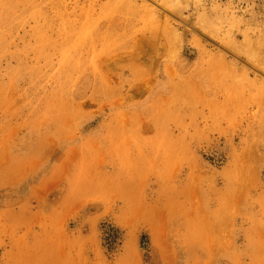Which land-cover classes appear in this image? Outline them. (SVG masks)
Instances as JSON below:
<instances>
[{"label":"rangeland","instance_id":"rangeland-1","mask_svg":"<svg viewBox=\"0 0 264 264\" xmlns=\"http://www.w3.org/2000/svg\"><path fill=\"white\" fill-rule=\"evenodd\" d=\"M0 227L18 264H264V0H0Z\"/></svg>","mask_w":264,"mask_h":264},{"label":"crops","instance_id":"crops-1","mask_svg":"<svg viewBox=\"0 0 264 264\" xmlns=\"http://www.w3.org/2000/svg\"><path fill=\"white\" fill-rule=\"evenodd\" d=\"M91 136H87L84 141L80 144L79 149L82 150L85 143L91 140ZM70 192V188L67 190ZM68 194V193H67ZM66 194V195H67ZM94 194L87 195L84 200L88 199L90 196ZM84 203V202H83ZM79 204V203H78ZM16 235H14V227H0V246L5 245V250L2 251V258L0 260V264H18L19 261V253L17 250V241Z\"/></svg>","mask_w":264,"mask_h":264},{"label":"trees","instance_id":"trees-1","mask_svg":"<svg viewBox=\"0 0 264 264\" xmlns=\"http://www.w3.org/2000/svg\"><path fill=\"white\" fill-rule=\"evenodd\" d=\"M113 232H111L109 235H107V240L108 243L110 244H117V241H119V237H118V231L115 229H112Z\"/></svg>","mask_w":264,"mask_h":264}]
</instances>
